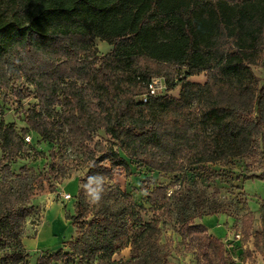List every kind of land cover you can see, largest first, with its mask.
Instances as JSON below:
<instances>
[{
  "label": "trees",
  "instance_id": "16d2710c",
  "mask_svg": "<svg viewBox=\"0 0 264 264\" xmlns=\"http://www.w3.org/2000/svg\"><path fill=\"white\" fill-rule=\"evenodd\" d=\"M95 40L110 51L99 54ZM256 68L264 71V0H0V97L23 111L20 127L6 122L0 101V264H29L37 253L24 245L38 214L33 201L57 193L78 165L84 173L66 216L75 237L35 264H172V248L161 242L172 215L179 245L198 264H237L234 250L252 239L258 247L264 236V199L261 231L246 210L240 239L225 243L201 220L226 215L232 202L158 186L145 189V207L114 177L131 165L180 176L237 160L248 179L264 181ZM199 75L204 83L189 80ZM155 78L166 90L143 102ZM37 144L53 149L42 173L27 166L45 158ZM89 176L104 179L98 204L84 191Z\"/></svg>",
  "mask_w": 264,
  "mask_h": 264
},
{
  "label": "rangeland",
  "instance_id": "374dc122",
  "mask_svg": "<svg viewBox=\"0 0 264 264\" xmlns=\"http://www.w3.org/2000/svg\"><path fill=\"white\" fill-rule=\"evenodd\" d=\"M94 45L101 55L108 53L111 49L107 43L100 40H95ZM254 71L261 79V83L264 84V71L260 68H256ZM189 80L204 83L205 75H199ZM177 92L178 90L174 91L172 95L177 96ZM0 101L3 111H5L4 120L6 122H18L20 127L19 119L23 113L21 108H18L11 99L0 97ZM33 103L34 101L29 99L23 103L22 107L28 109ZM98 139L105 140L101 133L98 134ZM36 146L38 151L45 153V158L29 161L27 166L36 173H42L47 169L49 153L53 149L47 145L37 144ZM65 158L73 159L74 155L65 156ZM83 173L84 168L78 165L77 168L70 170L69 177L57 187V193H43L34 199L33 204L36 206L38 214L29 220L26 226L30 238L24 239V245L31 254L37 253L30 259L29 264H35L45 249L56 250L62 246L63 241H70L75 237V229L66 220V216L73 213L75 198L79 189L77 178ZM114 182L123 191L131 194L135 202L145 207H148L145 189H153L158 186H170L168 195L188 187L204 189L210 198L232 202L226 215L204 217L201 220V223L209 228L212 235L222 239L225 243L232 241L234 235L240 233V217L246 210H249L255 218L254 231H261L259 203L264 199V181L257 178L248 179L244 171V164L241 161L235 160L227 166H199L180 176H162L131 165L129 172L122 169L118 170ZM142 186L143 189H141ZM59 194H68L71 200L64 201ZM173 220L174 216L172 215L161 225V242L169 243L172 248L170 262L172 264H198L194 254L179 245L180 238L176 234ZM233 245L234 243H231L229 247L233 248ZM246 247L242 245L241 249L234 250V259L237 264H264V236L261 235L258 247L254 246L253 239ZM247 250L248 252H246ZM128 257L129 251L126 250L116 259H127Z\"/></svg>",
  "mask_w": 264,
  "mask_h": 264
},
{
  "label": "clouds",
  "instance_id": "9594fccd",
  "mask_svg": "<svg viewBox=\"0 0 264 264\" xmlns=\"http://www.w3.org/2000/svg\"><path fill=\"white\" fill-rule=\"evenodd\" d=\"M84 191L92 204H98L104 193V179L89 176L84 184Z\"/></svg>",
  "mask_w": 264,
  "mask_h": 264
},
{
  "label": "built area",
  "instance_id": "2783aa9c",
  "mask_svg": "<svg viewBox=\"0 0 264 264\" xmlns=\"http://www.w3.org/2000/svg\"><path fill=\"white\" fill-rule=\"evenodd\" d=\"M166 90V86H165V83L162 79L160 78H155V79H152L151 82L148 84V92L145 96L142 97V100L143 102H146V100L148 99V97L150 96H157V95H161L165 92ZM25 141L27 143L30 142V137H26L25 138ZM61 196V198L64 200V201H68V200H71V197L70 195L68 194H59ZM240 239V235L239 234H236L234 235L233 237V240H236L238 241Z\"/></svg>",
  "mask_w": 264,
  "mask_h": 264
}]
</instances>
